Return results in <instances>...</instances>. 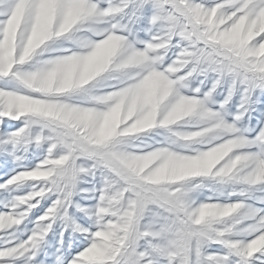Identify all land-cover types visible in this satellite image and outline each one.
<instances>
[{
	"label": "snow or ice",
	"instance_id": "6c2138e0",
	"mask_svg": "<svg viewBox=\"0 0 264 264\" xmlns=\"http://www.w3.org/2000/svg\"><path fill=\"white\" fill-rule=\"evenodd\" d=\"M150 8L147 46L161 39L176 45L171 59L178 54L189 65L178 74L184 80L154 71L147 52L127 39ZM112 17L127 22L92 27ZM206 74L214 79L203 97L181 93L187 79ZM116 80L118 86L100 88ZM225 81L228 102L242 91L233 122L208 107ZM258 91L264 0H0V153L20 168L0 192L30 185L0 200V237L51 200L29 221L26 240L3 241L0 264L26 254L35 261L57 219L63 228L53 264H264V127L249 136L237 123ZM191 120L203 126L186 130ZM6 122L20 126L9 132ZM153 132L162 139L129 150V139ZM20 143L25 153L46 145L34 166L16 154ZM85 176H99L101 186L79 188ZM205 179L242 199L197 202ZM79 193L96 203L79 204ZM72 208L91 223L78 222ZM65 232L82 238L74 254L72 239L62 251ZM212 244L224 250L207 252Z\"/></svg>",
	"mask_w": 264,
	"mask_h": 264
},
{
	"label": "rangeland",
	"instance_id": "374dc122",
	"mask_svg": "<svg viewBox=\"0 0 264 264\" xmlns=\"http://www.w3.org/2000/svg\"><path fill=\"white\" fill-rule=\"evenodd\" d=\"M154 9H147L142 11L138 14L137 22L134 25L135 29H139V36L142 40L148 39V34L145 31L146 29L150 28L149 18L153 14ZM124 23L127 22V18H124ZM170 55H173L170 53ZM192 80L191 89H195L198 85L200 86L201 91L199 93H194L192 90H184L182 89V94L186 95H199L201 97L211 88L212 82L214 77L209 76L207 79L205 76L202 75H194V79ZM203 81V84L200 82ZM230 89V82L225 81L223 82L215 91L212 98L208 102V107L213 110H220L222 115L224 116L227 122H233L234 115L238 113L240 110L238 108L239 105L242 104V91L236 90L234 95L231 97L228 104L223 108L220 109V103L224 101L228 97V92ZM255 100L258 102L252 103L249 106L248 114L244 116L238 123V127L242 134L255 136L261 127H264V92H257ZM214 101V102H213ZM7 125L10 127L6 128V131H12L15 127L20 126V122H6ZM203 126L201 122L196 120L186 121L183 124V127L186 130H194L196 127ZM162 136L158 135L156 132L150 133L147 136L142 137L144 143L152 144L156 140H161ZM46 148V145L44 146ZM44 148H36L35 146L28 149L27 153H25V145L23 143L17 144L14 148L17 155H27V159L23 161V164L26 166H34L35 163L38 162V159L44 153ZM35 154V155H34ZM20 168L13 163L11 156L7 158L3 153H0V184H2L5 180H7L11 175L14 174L15 171H19ZM198 182V181H196ZM194 182V183H196ZM206 187L197 193H194L197 202L204 201L207 197H215L220 200V202H226L228 199L235 200V199H242L239 196H232L227 197V193L232 190L231 186L221 187L217 185L214 181L205 179L203 181ZM101 186V179L99 176L93 180L91 177L85 176L83 177L82 181L79 183L78 187L81 189H92L93 187L99 188ZM30 185H23V186H15L8 192H0V200H11L13 197L17 195H21L24 192L28 191ZM211 188L212 191L208 189ZM223 192L224 195H220L219 193ZM90 193H79L73 196L74 201L78 202L81 205H93L96 203L95 200L88 199L87 197ZM51 200H45L41 202V209L33 210L34 215L29 216L25 221L12 229H9L6 234L0 237V247H4V240H11L13 243H20L27 239L31 230H33V224L30 223V220H34L35 215H39L44 208L48 206ZM0 210H4L3 206L0 205ZM71 212L74 214L76 220L80 223H84L89 220V217L82 212H78L75 208L71 209ZM63 228V222L60 219H57L53 224L52 230L49 232L47 240L42 242L41 250L39 251L38 255L36 256V260L32 261L29 255H25L24 257L19 258H9L8 264H53L55 260V254L57 252V248H60L59 241L61 239L60 233ZM69 239H72V250L73 254L75 251H79L80 249L77 248V244L80 243L82 238L76 239L71 236L70 232L64 233V245L62 251L67 250ZM84 244H81V248ZM223 246L220 244H212L208 249L207 252H217L223 251Z\"/></svg>",
	"mask_w": 264,
	"mask_h": 264
},
{
	"label": "clouds",
	"instance_id": "9594fccd",
	"mask_svg": "<svg viewBox=\"0 0 264 264\" xmlns=\"http://www.w3.org/2000/svg\"><path fill=\"white\" fill-rule=\"evenodd\" d=\"M124 17H112L106 25H92V27L104 29L107 27H117L124 22ZM158 31H163V25L157 26ZM139 29H129L126 36L129 41V43L135 47L137 50L145 51L148 54L149 61L151 62V67L154 71L160 72L162 74H166L168 78L175 79V80H184L185 77L179 76L178 74L181 72H184L185 69L189 68V65L186 61H180L177 54V59L173 60L171 59L172 55L170 53L175 54L176 45L171 44V41L161 39L158 43H153L151 45V48H148V41L142 40L139 36ZM147 34H149L152 31V28H148L145 30ZM82 37L88 39V40H95L96 36L93 32L90 31H83L80 34ZM182 43L181 41H177V44ZM171 69V71H170ZM135 72H140L142 69H136ZM191 74V69H189L188 72L185 73V76H188ZM199 76V75H197ZM210 74H206L205 78L207 79ZM191 78L194 79V76H191ZM191 79H187L184 83V86L182 89L184 90H199L200 86L198 85L195 89H191ZM203 84V81L200 82ZM120 84L119 80L116 81H104L101 83L100 88H107L110 86H118ZM181 89V90H182ZM216 91V90H214ZM182 93V91H181ZM212 98V97H211ZM208 99V102L210 99ZM214 102V101H213ZM220 104L227 105L228 100L227 98L222 101ZM224 108V107H223ZM142 137L132 138L127 141V145L129 150H136L138 147H140L143 144Z\"/></svg>",
	"mask_w": 264,
	"mask_h": 264
}]
</instances>
